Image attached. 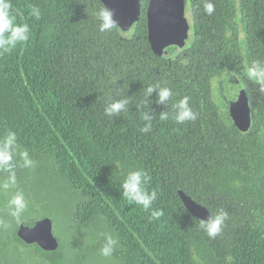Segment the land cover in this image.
Masks as SVG:
<instances>
[{"label": "trees", "instance_id": "trees-1", "mask_svg": "<svg viewBox=\"0 0 264 264\" xmlns=\"http://www.w3.org/2000/svg\"><path fill=\"white\" fill-rule=\"evenodd\" d=\"M11 3L29 39L0 55V133L15 131L34 166L17 168L16 188L0 190V264H264V172L254 185L242 183V171L258 165L261 143L254 133L223 128L201 106L209 104L203 74L153 48L143 13L125 34L98 30L101 0ZM153 84L172 90L166 105L156 92L145 98ZM184 96L197 118L178 124L172 104ZM122 98L128 111L107 116L105 104ZM146 111L149 133L140 131ZM134 168L150 176L145 187L157 191L151 210L162 211L158 219L122 195L121 180ZM6 178L0 171V183ZM18 190L28 207L16 220L8 200ZM180 191L209 216L228 213L219 236L199 227ZM24 219H51L58 247L21 240ZM104 233L118 241L110 257L100 254Z\"/></svg>", "mask_w": 264, "mask_h": 264}, {"label": "flooded vegetation", "instance_id": "flooded-vegetation-1", "mask_svg": "<svg viewBox=\"0 0 264 264\" xmlns=\"http://www.w3.org/2000/svg\"><path fill=\"white\" fill-rule=\"evenodd\" d=\"M149 1L140 0L138 11V19L144 14L146 27ZM187 1L190 37L159 53L180 59L189 73L203 74L209 104L203 101L201 106H210L223 128L247 137L254 133L259 138L258 165L251 160L256 167L251 172L242 171V183L254 185L252 179L264 172V92L248 80L246 68L254 60H264V0ZM208 4L213 6L211 14Z\"/></svg>", "mask_w": 264, "mask_h": 264}, {"label": "clouds", "instance_id": "clouds-1", "mask_svg": "<svg viewBox=\"0 0 264 264\" xmlns=\"http://www.w3.org/2000/svg\"><path fill=\"white\" fill-rule=\"evenodd\" d=\"M209 14L213 11L212 4L206 6ZM31 15L36 19L41 16L38 7H32ZM98 30L100 32L111 31L116 22L113 19L111 9L104 7L96 13ZM17 17L13 14V5L11 0H0V55L9 53L29 39V26L27 23H17ZM246 77L251 82L257 84L261 92H264V60L257 59L252 61L246 68ZM153 92L157 94V102L166 105L173 96V92L168 87H162L160 84L149 85L146 88L145 98ZM130 101L127 98L110 99L104 106V113L109 117H117L122 112L128 111ZM146 104V99L142 101ZM173 113L171 119L178 124H184L187 121H194L197 113L192 110L189 104V97L184 96L172 104ZM170 118L168 112L160 113L161 120ZM144 124L140 129L143 133H149L152 130L153 116L149 112L142 115ZM34 166V161L29 156L27 150L23 149L17 141V133L10 129H5L0 133V171L7 173V178L0 183V190L7 191L17 186L16 169H30ZM150 181V176L139 168L127 171L121 180V191L124 198L129 203L141 206L145 211L152 208V203L157 199V191H148L145 187ZM28 204L22 191H16L8 200L9 215L16 220L27 209ZM160 210H151L150 219H158L162 215ZM228 213L224 209H219L213 216L207 219H200L199 227L211 239L216 238L222 233ZM104 243L100 249V254L104 257H110L115 250L118 241L109 233H104Z\"/></svg>", "mask_w": 264, "mask_h": 264}, {"label": "water", "instance_id": "water-1", "mask_svg": "<svg viewBox=\"0 0 264 264\" xmlns=\"http://www.w3.org/2000/svg\"><path fill=\"white\" fill-rule=\"evenodd\" d=\"M113 12L118 30L127 34L138 20L140 0H101ZM187 0H150L147 9V37L153 48L161 53L175 41L186 40L191 34ZM107 79V76H106ZM187 210L199 219H207L209 212L184 192H179ZM25 243H36L44 250L58 247L59 237L53 232L51 219L21 221L16 231Z\"/></svg>", "mask_w": 264, "mask_h": 264}, {"label": "rangeland", "instance_id": "rangeland-1", "mask_svg": "<svg viewBox=\"0 0 264 264\" xmlns=\"http://www.w3.org/2000/svg\"><path fill=\"white\" fill-rule=\"evenodd\" d=\"M110 80H111V78H109ZM63 230H61V232H69L70 231V229L68 228V227H66V226H64L63 228H62ZM59 232V231H58ZM54 233L57 235V236H59V234L58 233H56L55 231H54Z\"/></svg>", "mask_w": 264, "mask_h": 264}]
</instances>
